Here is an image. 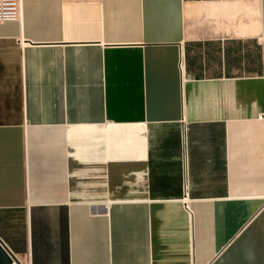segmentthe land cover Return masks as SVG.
<instances>
[{"label":"crops","instance_id":"0c3cea01","mask_svg":"<svg viewBox=\"0 0 264 264\" xmlns=\"http://www.w3.org/2000/svg\"><path fill=\"white\" fill-rule=\"evenodd\" d=\"M0 22V242L16 264H264V0H22Z\"/></svg>","mask_w":264,"mask_h":264},{"label":"built area","instance_id":"2783aa9c","mask_svg":"<svg viewBox=\"0 0 264 264\" xmlns=\"http://www.w3.org/2000/svg\"><path fill=\"white\" fill-rule=\"evenodd\" d=\"M21 1L22 0H0V22L18 20L21 17ZM261 38L264 39V32Z\"/></svg>","mask_w":264,"mask_h":264},{"label":"water","instance_id":"95a60500","mask_svg":"<svg viewBox=\"0 0 264 264\" xmlns=\"http://www.w3.org/2000/svg\"><path fill=\"white\" fill-rule=\"evenodd\" d=\"M0 264H16L12 256L6 251V249L0 243Z\"/></svg>","mask_w":264,"mask_h":264}]
</instances>
